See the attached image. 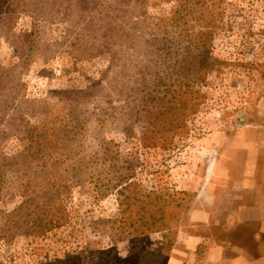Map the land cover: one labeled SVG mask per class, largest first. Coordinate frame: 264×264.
<instances>
[{
    "label": "rangeland",
    "instance_id": "rangeland-1",
    "mask_svg": "<svg viewBox=\"0 0 264 264\" xmlns=\"http://www.w3.org/2000/svg\"><path fill=\"white\" fill-rule=\"evenodd\" d=\"M179 1L0 0V264L264 255L232 218L264 197V0H193L172 27ZM165 106L181 126L157 140Z\"/></svg>",
    "mask_w": 264,
    "mask_h": 264
},
{
    "label": "crops",
    "instance_id": "crops-1",
    "mask_svg": "<svg viewBox=\"0 0 264 264\" xmlns=\"http://www.w3.org/2000/svg\"><path fill=\"white\" fill-rule=\"evenodd\" d=\"M236 203L237 209L232 218L235 217L237 225L259 220V232L255 236L259 238L258 241L260 242L261 235H264V197L255 206H246L239 201ZM201 240L203 239L191 238L186 242L184 240V243L187 244L186 247L189 249L195 250ZM230 246V248L226 247L221 242L220 245H216V248L210 249L206 256V263L204 264H264V255H254L251 250L239 243H234ZM190 264H193V258L190 260Z\"/></svg>",
    "mask_w": 264,
    "mask_h": 264
},
{
    "label": "trees",
    "instance_id": "trees-1",
    "mask_svg": "<svg viewBox=\"0 0 264 264\" xmlns=\"http://www.w3.org/2000/svg\"><path fill=\"white\" fill-rule=\"evenodd\" d=\"M197 1H193V0H180L178 2V4L176 5V7H174L173 13L171 14V17L168 19L169 24H171L172 27H178L180 26V24L183 22L186 14L191 11L192 7H196ZM163 27L165 28V30L167 29L166 25H163ZM208 32H199L198 33V37L199 39H197V37L194 39V41H192L191 39L188 41L189 44L194 45L195 49L198 51V57H200V61H198V64H201V67L204 68L205 65L210 64L209 62V58H207V56H202V54L207 50L208 47V43H210V39H207ZM183 62V61H182ZM178 65H181V61L178 63ZM161 79V78H160ZM164 82L163 79L161 81V83ZM177 84H175V82L173 83V85L168 86L165 84V89L163 90L164 95H167V93H171V91L169 92V88H172L174 86H176ZM190 90V87H189ZM191 99L189 101V103H193V97L190 96ZM176 101V100H175ZM175 101H171L172 103H177ZM163 110H159L158 112H156L155 117L152 118L150 127H151V131L150 133L152 134L151 136H153L154 138L157 137V140H160L163 135H166L167 133H173L179 130V127L181 126V123H178V121L176 120V118H171V117H165L168 114H172L176 109L174 107L171 106H165L163 107ZM191 108V107H189ZM173 115V114H172ZM159 134V135H157ZM151 136H143L142 137V141L143 144H149L148 146L151 145L150 143H147L149 138H153ZM166 137V136H164ZM120 193H122L120 191ZM135 196L133 195L132 200H134ZM123 199H128L127 196H124ZM121 204V201H120Z\"/></svg>",
    "mask_w": 264,
    "mask_h": 264
}]
</instances>
